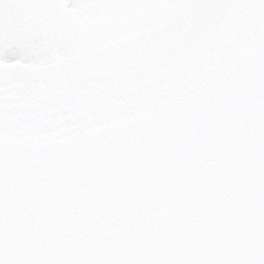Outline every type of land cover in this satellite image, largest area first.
<instances>
[{
    "label": "snow or ice",
    "instance_id": "1",
    "mask_svg": "<svg viewBox=\"0 0 264 264\" xmlns=\"http://www.w3.org/2000/svg\"><path fill=\"white\" fill-rule=\"evenodd\" d=\"M0 264H264V0H0Z\"/></svg>",
    "mask_w": 264,
    "mask_h": 264
}]
</instances>
